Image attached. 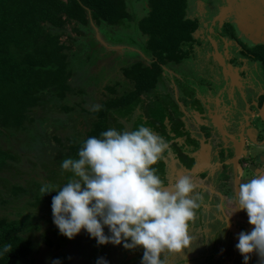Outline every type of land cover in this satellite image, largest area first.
<instances>
[{
  "label": "rangeland",
  "instance_id": "rangeland-1",
  "mask_svg": "<svg viewBox=\"0 0 264 264\" xmlns=\"http://www.w3.org/2000/svg\"><path fill=\"white\" fill-rule=\"evenodd\" d=\"M125 2L126 9L134 21L144 16L148 10V0H125ZM185 3V17L195 19L196 29L192 33V41L183 44L181 48L185 50L190 46L191 57L187 62L178 65V70L176 66L172 65L164 67L153 89L141 94L125 110L109 111L106 117V130L110 128L117 131L134 130L131 129L133 124L138 127L140 125L139 121H149V119L157 121V125L164 129L175 130L177 136L175 150L179 151L180 148L181 151L184 150V155H182L184 164L181 165L185 168L192 167V170L186 172L185 169L182 170L183 168L177 167L179 173H173L170 169L165 170L159 164L154 166L158 170V175L163 177L169 187L176 182L177 178L189 175L196 183L197 190L201 189L209 192L214 186V179L207 176L208 178L204 181L192 175L199 169L198 171H205L212 176L220 170L219 166L221 165V163L220 165L212 163L213 148L208 143V129H197L199 123L196 122L195 124V121L188 117L191 113L195 117V105L191 106V104L195 102L193 97H195V91L198 89L196 85L198 78L204 82H207V77L212 78L207 72L203 71V65L201 66L199 62H201L202 56L206 57L205 53H208L211 47L215 49L214 57L221 65H224L226 59H228L227 65L224 66V72L227 75L225 80L228 83L225 86L227 95L224 100L228 103L232 102L234 105H237L239 100L244 101L246 108L243 109L249 111L253 108L249 117L246 114L248 126L249 128L254 127L255 121L257 125L261 126L260 122L263 121L262 129L256 134L255 138L257 140L264 138V112L255 116L254 109V97L258 94L262 85L257 66L235 56L233 45L227 39L216 35L217 24L214 22L220 12L219 18L225 17L235 23L238 30L237 34L243 41L249 43L259 40L264 41V0H185ZM99 26H97L98 31L90 24L91 31L87 30L84 34L81 33L76 37L79 42V53L88 54L89 59L91 58L82 68L77 66L80 57L75 52L77 44L73 43L72 50L74 51L69 64V68L75 74V77L73 80L70 79L71 82L69 83V87L73 92L66 96L64 103L53 97V95L42 94L43 97L39 100L37 106L27 112V120H24L25 122L21 127L2 128L0 132V149L13 157V160L8 161L0 170V217L7 220L18 219L23 215L38 218V229L24 235V238L33 247L32 251L26 255L24 264H43L45 262L43 256L45 247L43 245H45L46 238L54 246V249L50 247L47 250L46 256L50 257L53 253L56 257L61 258L64 263L63 255L65 252L68 255V264H79L81 262L79 257L84 254L82 248L79 249L81 244L88 245L89 248L91 246L95 247L97 244L95 238L90 237L85 230H81L72 239L60 234L59 229L53 223L51 211L53 197L45 200L40 189L45 184H53L57 186L58 190L72 177V173L61 171L63 159L69 158L66 151L69 139L73 138L80 141L85 137L83 131L91 123L85 111H88L93 105H97L98 102L108 96V92L103 90L102 95L105 98L96 95L97 98L92 100L89 99L87 94L97 92L96 87L98 88L100 84L103 87H112L117 95L129 91L132 87L131 83L121 77L119 70L128 67L131 61L144 60L147 62L149 60V55L145 52L143 40L135 29L134 22L122 20L119 21L117 26H109L103 23ZM66 33L75 37L74 33L70 32L69 26L66 27ZM230 58L234 60V64L230 63ZM83 61L85 60L83 59ZM76 68L80 70L79 76ZM175 70L181 73L179 74L181 80L177 76L178 73L174 72ZM195 76L198 78H195ZM217 88L215 85L214 94H216V97L224 96L222 90ZM202 90L204 92L203 96L210 95L206 93V87H202ZM78 91L79 95H77ZM172 91L174 98L172 97ZM199 93L202 94L200 91ZM189 96L192 98L185 101L184 107L187 109L186 104H189L192 109L188 108L189 111H184L185 117L181 116L183 128L187 127V129H180L177 123H172L180 121L178 118L180 115L175 104L179 106V99L181 97L188 99ZM63 104L71 107L68 113L61 111L60 108ZM230 136V138H235L233 134ZM222 138H224V135H222ZM59 144L62 147H59ZM185 144L190 146L184 147ZM249 149V154L242 155L240 159L235 156L233 159L225 160L226 173L230 171L231 183L221 180L218 190L224 193L225 196L230 195L231 197L223 198L225 201L221 199L222 204H219V212L218 206L212 202V196L209 195L211 204L205 201L201 209L206 204V211L210 214L202 215L201 218V213L197 215L195 223L191 226L190 235L193 242L190 248L184 250L181 255L170 257L168 264H244L243 257L235 245L238 243L239 233L241 231L250 232L253 226L248 223L245 211L233 212L236 206L234 197L238 192L240 183L247 182L248 179L257 175H264V147L252 146ZM205 152L208 154L209 165H203L202 153ZM261 156L262 158H260ZM48 161H52V163L45 165ZM236 165L240 166L238 174H235L233 170ZM16 187L22 189L23 192L11 195L10 192ZM51 193L57 194L56 191ZM35 197L40 202L36 203ZM227 221L229 226H227ZM103 231L106 236L111 235L107 226L104 227ZM113 245L112 243L105 244L108 257H104L99 261L106 264L111 261L112 263L115 262L112 252V250L114 251ZM127 250L131 253H128L129 255H127L124 263L141 264L143 248L136 247L133 250ZM116 252L123 254L126 249L120 246V249ZM86 256L89 258L91 256L90 252ZM59 262L57 264H61ZM51 264H53V260ZM247 264H264V261H261L254 252Z\"/></svg>",
  "mask_w": 264,
  "mask_h": 264
},
{
  "label": "trees",
  "instance_id": "trees-1",
  "mask_svg": "<svg viewBox=\"0 0 264 264\" xmlns=\"http://www.w3.org/2000/svg\"><path fill=\"white\" fill-rule=\"evenodd\" d=\"M185 5V0H148V10L135 21V28L144 37L150 59L148 63L137 61L121 70L123 78L132 82L129 91L117 95L112 87H103L108 96L99 103L101 110L88 112L94 118L91 129L80 141L68 140L69 158H78V151L88 137L99 138L106 131L109 111L125 110L140 94L151 90L161 66L178 64L187 58L189 49L181 46L192 41L196 26L185 17ZM89 19L96 27L102 23L117 26L122 20L134 22L125 0H0V132L2 128L21 127L27 120V112L37 106L42 94L53 95L64 103L73 92L69 87L75 77L69 68L72 46L77 44L75 52L82 58L77 66L84 67L89 55L79 53L76 37L91 31ZM67 26L75 37L66 33ZM247 53L248 57L251 53L252 59L262 60L264 68L262 45L249 48ZM70 108L63 104L60 109L67 113ZM11 160L13 157L0 149V170ZM17 192L23 191L16 187L10 194ZM55 195L50 192L43 196L48 200ZM37 229V217L23 215L9 220L0 217V264H24L26 255L33 249L24 235ZM46 241L49 243L47 238ZM6 244L11 245L7 253L3 252Z\"/></svg>",
  "mask_w": 264,
  "mask_h": 264
},
{
  "label": "clouds",
  "instance_id": "clouds-1",
  "mask_svg": "<svg viewBox=\"0 0 264 264\" xmlns=\"http://www.w3.org/2000/svg\"><path fill=\"white\" fill-rule=\"evenodd\" d=\"M101 107L93 105L91 111ZM169 151V143L144 125L88 137L78 159L62 161L61 171L72 177L58 190L53 184L40 189L43 195L57 192L51 211L60 234L72 239L85 230L99 245L123 241L125 249L142 247L141 264H168L170 257L183 254L193 242L190 224L204 197L189 175L170 187L158 175L154 165ZM234 203L233 212L245 211L253 226L239 233L236 249L244 264L254 252L264 261V175L240 183ZM105 226L110 236L104 234ZM10 250V244L4 245L3 252Z\"/></svg>",
  "mask_w": 264,
  "mask_h": 264
},
{
  "label": "flooded vegetation",
  "instance_id": "flooded-vegetation-1",
  "mask_svg": "<svg viewBox=\"0 0 264 264\" xmlns=\"http://www.w3.org/2000/svg\"><path fill=\"white\" fill-rule=\"evenodd\" d=\"M245 1H247V0H245ZM219 13L217 15V19L214 20V22H216V24H217V29L215 31L216 35L220 38L227 39V41H229L233 45V47H234L233 53L235 54V56L237 58L244 59L249 64H255L257 66V69H258L259 74H260V80H261L262 85H261L260 91L254 97V101H255L254 109L256 112L255 116H258V114L261 115V112H264V68L262 65L263 61L260 59L255 60V59L250 58L251 53H250L249 57L246 55H248L247 50L251 47L262 45L264 48V41L259 40V41H256L254 43H249L247 41L246 42L243 41V39L240 38L237 34L238 30L236 28L235 23H232L231 19L229 20V19H226L225 17L219 18V15H220ZM189 19L193 20L195 22V19H193V18H189ZM134 23H135V21H134ZM195 26H196V22H195ZM140 36L143 40V44H144L143 46H144L145 52L147 53V50L145 48L144 37L141 34H140ZM192 39H193V35H192ZM188 49H189V53H188V56L186 59H184L183 61H181L178 64H167V65L161 66V73H162L164 67H167L170 65L176 66V69L178 70L179 69V68H177L178 65H180L182 62H187L188 59L191 57L190 46L187 48V50ZM214 50L215 49H213L211 47L210 50L208 51V53H205L206 57L202 56V60H200L201 62H199V63H201V66L203 65V68H202L203 71L207 72V74L210 75L213 79H215V81H213L212 78L207 77V82H204L200 78L195 76V78L199 79L197 81V84H196L198 89H197V91H195V97H193L195 102L193 104H191V106L195 105V117H194L193 113H191L188 117L191 120H194L195 124H196V122L199 123L197 126V129H203V130L208 129V132H209V136H208L209 142L208 143L211 146V148H213L212 163L213 164L217 163L218 165H220V163H221V165L219 166L220 170L217 171L216 174H214L212 176H210L205 171H198L199 169L196 170V172L192 173L193 177H197L199 180L203 179L205 181L208 177H211L214 179V186L212 187L211 190H209V192L203 191L201 189H198L197 191H199L203 195V197L205 199L204 202L206 201L210 204H211V202L209 201L210 200L209 198H210V196H212L211 197L212 202H214L215 205L218 206V209H219L218 211L220 212L219 204H222L221 199H223L225 197H231L230 195L225 196L224 193H222L220 190H218V186H219V183L221 180H226V181L231 183V180H230L231 175L229 174L230 171H228L226 173V165L224 163L225 160L233 159L235 156H237V159H240V158H242V155H244V154L248 155L249 154V152H248L249 147H252V146H256L257 148H259L260 146L264 147V138H261L260 140H257L255 138L256 134H258V132H260V130L262 129L263 121L260 122L261 126L257 125L256 121H255L254 127L249 128V126H248L247 116L249 117L250 111L253 108H251L249 111L246 109H243V108H246L244 101L242 102L239 100L238 104L234 105L232 102L228 103L224 100V97L227 95V91L225 89V86H226V84H228L227 81L225 80L227 75L224 72V66L227 65L228 59H226L224 65H221V63L217 60V58L214 57ZM149 59H150V56H149ZM137 61H144V60H134V62L131 61L130 65H132L133 63H135ZM148 61L147 62L144 61V62L148 63ZM229 61L232 64L235 63L234 60L231 58L229 59ZM122 69L123 68H121L119 70V73H121ZM174 72L178 73L177 74L178 77H179V74H181V73L177 72L176 70ZM215 73H218V74H215ZM121 77H123V76L121 75ZM179 79H180V77H179ZM130 83L132 86V82H130ZM204 83H206V84H204ZM212 84H214V85L212 86ZM215 85H216V88L218 87L217 89L222 90V92L225 94L224 96H217L216 97V94H214V86ZM202 87L203 88L206 87L207 88L206 93L210 94V95L203 96L204 92L202 90ZM198 90L200 92H202V94H200ZM139 96H141V94ZM173 96L174 95H173V91H172V97ZM101 97H104V96L101 95ZM178 98H179V95H178ZM191 98H192L191 96H189L188 99H185V97H181L179 99L180 105L178 106V104H175L177 106L178 114L180 115L178 117L180 121H175L172 123H174V124L177 123L179 125L180 129H182L184 126L183 120L181 119V116L185 117L184 111L187 112V111H189V109L190 110L192 109L189 106V104H186L187 109H185V107H184L185 101H188ZM104 100H101V101H104ZM100 102H98L97 105H99ZM174 102H176V101L174 100ZM173 105H174V103L171 106L173 107ZM166 109H167V107H166ZM90 110H91V108L85 112L88 114V112H90ZM246 114H247V116H246ZM88 118L91 120L90 121L91 123L88 124L87 129L83 131L84 134H86L88 132V130L91 129V124L94 122V118L90 114H88ZM85 119H87V117H85ZM146 121L145 120L142 122L139 121L140 125H144L146 127H149L150 129H161V130H152V131L154 133L160 135L161 137H163L170 145V151L165 154V159L158 162L154 166H158L159 164H161V166H163L165 170L170 169L173 173L174 172L179 173L177 167H181V168H183L182 170L185 169L186 172H190L192 170V167L191 168H185V167H183V165H181L182 163L184 164V159L182 158L183 157L182 155H184V152H183L184 150L181 151L180 150L181 148L179 149V151L175 150V146H177V143L175 141L177 138L176 131L172 130V129H164V128L158 126L157 125L158 123H156L157 121L150 120V119H149V121H147V122ZM140 125H138V126H140ZM154 125H156V126H154ZM136 128L137 127H135V124H133V126L131 127V129H136ZM185 128L187 129V127H185ZM185 128H183V129H185ZM120 129H122V127H120ZM251 129H254V130H251ZM253 132L255 133V135ZM232 134L235 135V138H230L231 137L230 135H232ZM222 135H224V138H222ZM215 138H217V139L215 140ZM183 146L185 147V146H190V145L185 144ZM184 149L186 150V148H184ZM249 151H250V149H249ZM238 155H239V157H238ZM260 158H262V156ZM202 161H203V165H209V158H208L207 152L202 153ZM233 170H234L235 174H238V172L240 171V166L236 165ZM178 179L179 178H177V180ZM177 180H175V181H177ZM175 181L173 180V183ZM49 198H48V200H49ZM223 201H225V199H223ZM205 206H206V204H205ZM205 206L201 210L197 211V215L199 213H201L200 218L202 217V215L210 214L208 211H206L207 207H205ZM206 212H208V213H206ZM193 223H195V221L190 224V231H191V226H193ZM127 242L130 243V240ZM123 243L124 242L122 241V244L113 245L114 251L112 250V252H113V258H115V262L112 263V261H111V262H108L107 264H126L124 262L127 258V255H129L131 252H129L127 249H126V252L123 254L122 253L118 254V252H116L117 250L120 249V246L123 247ZM43 246L45 247L44 251H43V252H45V254H43V256L45 257V260H44L45 262L43 264H51L52 260H53V264H57V262H59V261H60L59 263H61V264H64V263L68 264V258H67L68 255H66L65 252L63 255L65 262L63 263L62 259L57 261V258L53 253L50 257L46 256V252L50 247H52L54 249V246H52L50 244V242L47 243V241L45 240V245H43ZM91 247L89 248L88 245L81 244L79 249L82 248L84 254L80 255L79 258H80L81 262H79V264H106L105 262L99 261V260H102V258H104V257H108L106 254L107 251L105 249V244L104 245L96 244L95 247L94 246H91ZM131 250H133V249H131ZM89 252L91 254V256H90L91 258L90 257L87 258V256H86L87 253H89ZM133 256H134V254H133ZM47 258H48V260H46ZM90 262H92V263H90ZM28 264H31V263H28ZM37 264H40V263H37Z\"/></svg>",
  "mask_w": 264,
  "mask_h": 264
},
{
  "label": "crops",
  "instance_id": "crops-1",
  "mask_svg": "<svg viewBox=\"0 0 264 264\" xmlns=\"http://www.w3.org/2000/svg\"><path fill=\"white\" fill-rule=\"evenodd\" d=\"M89 21H90V23L89 24H92L91 22V20L89 19ZM93 25V24H92ZM94 26V25H93ZM98 31H99V29L96 27V26H94ZM91 28V27H90ZM96 30V31H97ZM102 90H103V85L102 84H100V86H98V88L96 87V91L97 92H95V93H93V94H87V96L89 97V99H92V100H94V98H97V96L96 95H98V96H101L102 94H103V92H102Z\"/></svg>",
  "mask_w": 264,
  "mask_h": 264
}]
</instances>
